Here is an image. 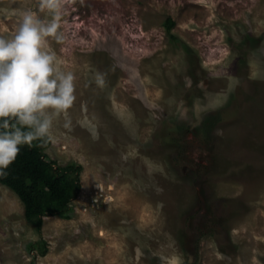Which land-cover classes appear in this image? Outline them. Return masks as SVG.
<instances>
[{
	"label": "rangeland",
	"instance_id": "1",
	"mask_svg": "<svg viewBox=\"0 0 264 264\" xmlns=\"http://www.w3.org/2000/svg\"><path fill=\"white\" fill-rule=\"evenodd\" d=\"M0 57L83 167L41 234L0 184V264H264V0H0Z\"/></svg>",
	"mask_w": 264,
	"mask_h": 264
},
{
	"label": "trees",
	"instance_id": "2",
	"mask_svg": "<svg viewBox=\"0 0 264 264\" xmlns=\"http://www.w3.org/2000/svg\"><path fill=\"white\" fill-rule=\"evenodd\" d=\"M174 26L172 18L164 23L168 36L179 44V38L172 34ZM181 45L186 53L188 73L196 77V67L200 66L197 54L186 44ZM12 71V57H0V184L19 198L26 221L41 234L44 217L71 218L72 203L82 189L83 167L75 162L60 165L48 159L46 149L52 141L44 119L40 115H27L5 87ZM174 131L166 130L172 145L178 142L173 137ZM27 250L45 257L48 242L44 239L31 242Z\"/></svg>",
	"mask_w": 264,
	"mask_h": 264
}]
</instances>
